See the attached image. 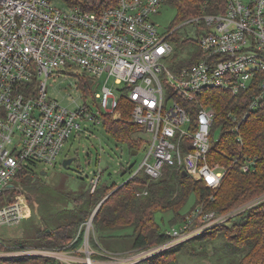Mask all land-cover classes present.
Listing matches in <instances>:
<instances>
[{"label":"built area","instance_id":"2783aa9c","mask_svg":"<svg viewBox=\"0 0 264 264\" xmlns=\"http://www.w3.org/2000/svg\"><path fill=\"white\" fill-rule=\"evenodd\" d=\"M165 1L116 0L88 10L65 0H0V228L20 224L27 211L21 198L5 193L14 176L23 169L53 166L72 132L85 129V119L99 122L101 112L120 118V98L130 103V120L147 142L140 165L129 168L123 182L140 171L157 179L166 169H175L203 179L209 187L219 185L226 167L208 161L211 136H218V126L213 129L216 113L198 98L204 89L237 96L256 86L246 112L230 129L233 133H239L240 122L262 102L264 0H226L222 12L185 21L195 27L185 38L190 43L184 53L196 56L190 64L174 58L170 37L176 28L161 32L150 18ZM73 67L90 85L95 77L106 76L101 91L94 93V112L86 102L73 100L69 108L46 93V80L55 69ZM109 78L120 85L116 92L107 86ZM228 117L236 119L232 113ZM250 169L252 163L242 166L243 171ZM100 172L89 179L90 192L99 185ZM262 201L264 192L223 214L197 209L165 230L167 238L155 247L107 256V261L134 264L150 258ZM196 217L201 223L193 226ZM91 224L92 219L85 222L83 244ZM17 252L14 256L53 254L33 248ZM85 253L84 264H102L99 251L86 247Z\"/></svg>","mask_w":264,"mask_h":264},{"label":"trees","instance_id":"16d2710c","mask_svg":"<svg viewBox=\"0 0 264 264\" xmlns=\"http://www.w3.org/2000/svg\"><path fill=\"white\" fill-rule=\"evenodd\" d=\"M65 1L70 5H79L82 9L100 10L115 4L116 0ZM225 2L226 0H172L176 10L173 25L179 23L180 18L222 12ZM174 58H177L176 54ZM195 58L193 55L178 61L190 64ZM78 81L83 90L90 87L86 75H79ZM256 92V86H250L233 96L221 89L212 88L204 89L198 98L201 104L211 106L216 113L213 129L218 126V136L215 137L214 132L211 136L208 161L218 162L226 167L217 187H209L203 179H195L188 173L182 175V170L166 169L157 179H150L140 173L118 186L99 183L93 192L88 187L71 191L64 186L65 177L52 179L51 185L47 186L42 182L41 171L23 169L14 176L12 185L5 189V193L10 197L14 195L17 192L15 183L19 181L24 182L22 191L25 190V184H29L26 186L28 189L37 185L40 186L39 197L47 192V198L32 208L33 212L29 215L31 218L26 223L30 228L29 234L24 231L21 239L10 240L8 245L19 249L31 246L45 248L64 246L71 242L70 246L77 248L84 239V229L78 231V225L90 214H94L92 224L96 243L93 245L96 251L139 249L146 247L150 241L160 242L167 238L164 231L168 227H163L159 222L166 214L171 216L170 223L173 221V224L168 225L171 227L185 221L197 209H201L202 214L211 211L223 214L264 192V99L240 122L239 133L230 131L236 120L244 115ZM129 110L130 103L120 98V118H113L110 113L104 112L98 118L108 134L115 140L128 144L132 154V150H139L142 141L132 136L139 127L130 120ZM194 112L193 107V114ZM229 113L236 119L231 120ZM248 163H252L253 169L243 171L242 166ZM128 170L129 167L122 169L120 174ZM31 181L35 184H31ZM144 190L146 194L141 193ZM191 197L193 201L189 205ZM101 200L103 201L100 203ZM201 219L196 217L193 226L199 225ZM216 230L236 249V253L241 250V256L238 259L232 258L230 263L264 264V201L230 218L226 223H219L205 230L201 235L207 236ZM165 255L164 252L134 264H166ZM0 264L68 263L51 256L18 255L1 256Z\"/></svg>","mask_w":264,"mask_h":264},{"label":"rangeland","instance_id":"374dc122","mask_svg":"<svg viewBox=\"0 0 264 264\" xmlns=\"http://www.w3.org/2000/svg\"><path fill=\"white\" fill-rule=\"evenodd\" d=\"M171 2L172 0L164 2V4L160 6L158 12L152 14L150 18L158 26L161 32L168 33L170 29L176 28L170 37V41L174 48V53L177 56L176 59L185 60L189 58V55L184 52L189 49L187 45L190 43L189 39L185 38H187L192 31L194 32L195 27L194 25L192 26L188 23L184 24V22L196 16L190 18H180L181 21L173 25L176 10ZM79 71L80 69L74 67L55 69L46 80V93L49 98L56 99L62 105L69 108L74 106L73 100L77 103L86 102L89 105L90 110L94 112L97 110L95 92L101 91V86H103L106 76L104 75L100 78L95 77L94 83L91 84L89 88L83 90V88L79 86L78 77L81 75L78 73ZM106 84L111 87L114 92H116L120 86L114 82L113 78H109L106 81ZM81 125L85 129L79 133H76L75 131L72 132L68 140L64 143L56 163L53 166H47L45 168L46 174H41L43 177L42 182L48 186L51 185L52 179H57L60 176L65 177L64 186L71 191L79 190L84 187L89 188V179L100 170V184H106L108 186L112 184H117V186L122 184V182L128 177V172L120 174L122 169L128 167L136 169L140 165L147 148V142L145 141L146 136L138 131L133 133V137L140 138L142 141L138 152L133 155L130 153L127 143L115 140L105 131L101 121L96 122L92 119H85L82 121ZM217 132L218 130L216 133ZM65 157L73 158L72 162L69 163L67 167L62 165V160ZM140 173L143 172L140 171L139 174ZM22 183L24 182L17 181L15 183L14 188L17 189V192L12 195L10 199L18 196L26 203L27 211L24 216L25 218H23L18 225L2 226L0 228V236L3 239V243L0 245V254L10 253L11 256H14V254L18 253L17 251H19V248H10L8 242L14 239H21L24 231L29 234L30 228L26 225V223L31 218H29V215L33 212L32 208L37 207L36 203L41 204V202L44 201V198H47V192H44L42 197H39L40 186L37 185H35L32 189H28L26 186L29 184H25V187L23 186L25 190L22 191ZM31 184L34 185L35 182L31 181ZM144 191L141 193L146 194ZM192 201L193 197L189 200V205ZM93 215L94 214H90L88 218H85L79 223L78 231L82 228L85 230V222L92 219ZM170 220L171 216L166 214L164 215L163 220L159 219V222L163 225V227L170 228L168 225L173 224V221L170 223ZM216 231L215 233L207 236L201 234L192 235L189 238L176 243L171 248H168L165 251H160L156 254V256L165 252L166 260L164 262L166 264H233L230 263V261L232 258L238 259L242 254L241 250H237L238 252L236 253V249L226 242L220 231ZM95 238L94 227L93 224H91L87 236L85 237L86 243H82L77 248L70 246L71 242H69L64 246L45 248H34L31 246L20 249H42L53 252L50 256L63 261V263L83 264L82 258L85 257L86 254L85 248L88 247L89 250L91 249L95 251V247L93 245L96 243ZM150 242L151 243H149L146 247L139 249L99 250V254L103 255V258L98 259L100 262L101 260L103 261L102 264H109L107 256L117 255V257H120L131 252L150 249L159 243V241ZM233 251L235 253H233ZM43 256L45 255L43 254ZM71 258H76L77 262H75L76 260L70 262ZM112 264L118 263L114 262Z\"/></svg>","mask_w":264,"mask_h":264},{"label":"water","instance_id":"95a60500","mask_svg":"<svg viewBox=\"0 0 264 264\" xmlns=\"http://www.w3.org/2000/svg\"><path fill=\"white\" fill-rule=\"evenodd\" d=\"M91 82V81H90ZM137 153V150H132V154L134 155V154H136ZM72 160H73V158L72 157H65L63 160H62V165L64 166V167H67L68 165H69V163H71L72 162ZM42 175H44V174H46V170H42L41 172H40ZM186 174V172L185 171H182V175H185ZM12 184H9V186H11ZM103 200H101L100 201V203L102 202ZM99 203V204H100Z\"/></svg>","mask_w":264,"mask_h":264},{"label":"crops","instance_id":"0c3cea01","mask_svg":"<svg viewBox=\"0 0 264 264\" xmlns=\"http://www.w3.org/2000/svg\"><path fill=\"white\" fill-rule=\"evenodd\" d=\"M138 152V151H137Z\"/></svg>","mask_w":264,"mask_h":264}]
</instances>
